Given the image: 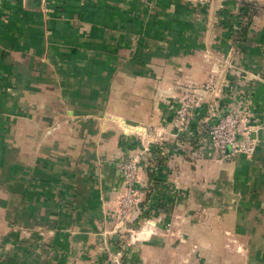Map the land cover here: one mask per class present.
<instances>
[{
  "label": "crops",
  "instance_id": "0c3cea01",
  "mask_svg": "<svg viewBox=\"0 0 264 264\" xmlns=\"http://www.w3.org/2000/svg\"><path fill=\"white\" fill-rule=\"evenodd\" d=\"M232 109L256 149L220 161ZM0 264H264V0H0Z\"/></svg>",
  "mask_w": 264,
  "mask_h": 264
},
{
  "label": "built area",
  "instance_id": "2783aa9c",
  "mask_svg": "<svg viewBox=\"0 0 264 264\" xmlns=\"http://www.w3.org/2000/svg\"><path fill=\"white\" fill-rule=\"evenodd\" d=\"M194 105L188 102L178 111L177 130L180 134L189 130V110ZM246 110L249 111L248 108ZM242 109H232L224 113H217L212 120L202 122V135L208 140L220 161H232L238 156H252L256 143L250 138L249 128L242 125L249 121ZM136 160L119 165V171L124 179V194L117 210V220L131 218L135 220L142 212L140 194L137 189Z\"/></svg>",
  "mask_w": 264,
  "mask_h": 264
},
{
  "label": "rangeland",
  "instance_id": "374dc122",
  "mask_svg": "<svg viewBox=\"0 0 264 264\" xmlns=\"http://www.w3.org/2000/svg\"><path fill=\"white\" fill-rule=\"evenodd\" d=\"M127 162V161H126ZM124 194V193H123ZM123 194L120 196V198H119V201H118V206H119V204H120V202H121V198H122V196H123ZM118 210V209H117ZM116 210V211H117ZM116 222H117V224H119V225H121L122 226V228H120V229H123L122 231H125V232H123V234H122V238L121 239H125V236L126 235H129V237H130V232L129 233H127L126 232V230L128 229V225H130V224H132L133 223V220L131 219V218H128V219H126V218H122L121 220L120 219H118L117 220V216H116ZM116 224V223H115ZM124 227V228H123ZM126 229V230H125ZM121 245V244H120Z\"/></svg>",
  "mask_w": 264,
  "mask_h": 264
}]
</instances>
